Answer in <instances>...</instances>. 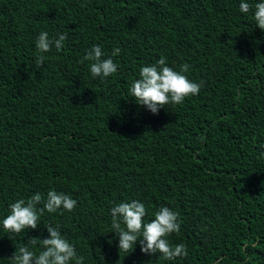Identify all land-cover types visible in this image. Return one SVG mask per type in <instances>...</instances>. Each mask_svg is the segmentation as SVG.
<instances>
[{
	"label": "trees",
	"instance_id": "1",
	"mask_svg": "<svg viewBox=\"0 0 264 264\" xmlns=\"http://www.w3.org/2000/svg\"><path fill=\"white\" fill-rule=\"evenodd\" d=\"M247 2L248 13L241 0H0V264L21 246L38 254L49 225L83 264H264L262 0ZM41 32L67 39L38 68ZM93 45L104 58L120 49L111 76H92ZM162 57L177 71L190 65L201 88L153 114L130 89ZM50 190L74 210L3 228L12 203L39 193L43 207ZM132 200L145 222L161 206L179 213L167 239L187 257L168 261L139 243L119 251L110 210Z\"/></svg>",
	"mask_w": 264,
	"mask_h": 264
},
{
	"label": "clouds",
	"instance_id": "2",
	"mask_svg": "<svg viewBox=\"0 0 264 264\" xmlns=\"http://www.w3.org/2000/svg\"><path fill=\"white\" fill-rule=\"evenodd\" d=\"M251 5L247 0H241L239 10L248 13ZM253 19L256 26L264 31V0L255 4ZM67 39L66 33L50 38L47 32H41L36 40L38 55L35 65L39 68L44 64L43 53L50 52L52 47L58 51L64 47ZM120 49H113L108 58L101 46L93 45L87 51L85 60L91 61L90 72L92 76L101 79L107 78L117 71V64L112 57L119 55ZM190 65L180 66L179 71L167 65L166 58L159 59L155 64L144 66L140 69L139 79L131 85V97L138 106H145L151 113L157 114L161 108L168 104H181L188 96L197 95L201 84L188 78ZM42 202L41 194L37 193L27 201L19 199L10 205V214L3 221L2 226L11 233H20L27 229H36L39 218L46 210L55 213L63 208L71 212L76 207V201L71 196L50 190L43 207H38ZM112 227L119 237V251L130 253L139 243L142 253L149 255L161 254L163 259L171 261L178 257H187V246L184 243L173 245L167 237L180 231L179 213L168 207L161 206L155 211L154 219L145 222L148 210L145 205L136 200L122 202L110 210ZM121 224L124 227H121ZM48 238L40 239L41 251L35 253L28 246H21L11 256L13 264H83V257L79 256L75 247L65 239L58 228L51 225L46 227ZM31 244L37 243V238H31Z\"/></svg>",
	"mask_w": 264,
	"mask_h": 264
}]
</instances>
